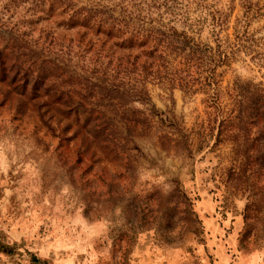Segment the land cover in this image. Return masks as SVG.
I'll use <instances>...</instances> for the list:
<instances>
[{
	"label": "rangeland",
	"instance_id": "obj_1",
	"mask_svg": "<svg viewBox=\"0 0 264 264\" xmlns=\"http://www.w3.org/2000/svg\"><path fill=\"white\" fill-rule=\"evenodd\" d=\"M138 1L227 62L208 86L206 62L169 56L147 104L118 109L143 111L148 131L117 122L110 144L0 92V264H264V0H0V37L22 38L29 63L67 50L89 63L91 48L57 38H91L97 21L130 30L122 8Z\"/></svg>",
	"mask_w": 264,
	"mask_h": 264
},
{
	"label": "trees",
	"instance_id": "obj_2",
	"mask_svg": "<svg viewBox=\"0 0 264 264\" xmlns=\"http://www.w3.org/2000/svg\"><path fill=\"white\" fill-rule=\"evenodd\" d=\"M127 8L131 10L126 11L129 20L140 22L130 30L97 21L93 24L95 29L91 30V38L77 34L76 40L68 41L67 45L57 38V48H91L92 53L87 58L89 63L78 50L57 52V65L53 61L38 62L37 57L29 63L28 54L18 50L24 48L21 46L22 38L0 37L1 94L35 101L40 107L50 108L57 113L55 121L61 131L72 128L71 137L82 133L80 137L86 138L87 143L113 142L111 134L118 131L117 122H121L130 135L146 133L149 125L143 111L127 115V111L119 112L118 109L133 102L142 106L147 104L144 85L147 81L162 79L161 74L168 70L169 56L179 58L182 67L206 62L209 86L214 68L224 65L228 54L218 50L219 45L213 51L195 43L185 32H177L169 20L164 24L162 14H168L164 4L138 1L122 9ZM160 9L163 11L161 14ZM146 20L148 25L152 22L155 25L143 28ZM80 23L86 27L87 18H82ZM212 26H218L217 22ZM87 29L90 30L88 26ZM76 60L83 65H78ZM257 91L254 95L264 99ZM95 106L111 107L115 111L107 115L103 110H94L92 107ZM261 111L264 115V105ZM27 255L33 257L29 253Z\"/></svg>",
	"mask_w": 264,
	"mask_h": 264
}]
</instances>
